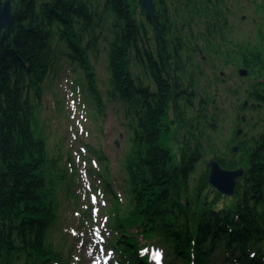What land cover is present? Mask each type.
<instances>
[{"label": "trees", "instance_id": "16d2710c", "mask_svg": "<svg viewBox=\"0 0 264 264\" xmlns=\"http://www.w3.org/2000/svg\"><path fill=\"white\" fill-rule=\"evenodd\" d=\"M250 1L264 16V1ZM154 5L150 19L142 0H12V20L0 44V264H77V243L62 230L67 220L60 212L81 196L75 167L71 173L67 167L74 163L69 152L49 153L37 121L42 87L65 62L83 75L80 85L104 112L94 67L102 57L108 100L124 106L132 131V149L121 162L125 204L114 190L110 159L92 149L106 170L98 179L112 200L110 248L118 263L150 264L142 243L159 240L166 256L171 252L181 264H264V133L241 140L237 154L210 153L224 169H245L234 196L210 184L207 168L194 179L208 153L205 128L216 132L222 113L218 106L210 111L212 101L201 94L190 67L199 69L191 61L199 50L226 60L212 63L216 70L246 67L257 75L246 99L264 104V35L257 54L249 51L241 59L231 53L241 56L243 47L227 54L221 49L230 43L226 32L238 0ZM196 26L204 31H185ZM174 139L182 144L178 164L170 149Z\"/></svg>", "mask_w": 264, "mask_h": 264}, {"label": "rangeland", "instance_id": "374dc122", "mask_svg": "<svg viewBox=\"0 0 264 264\" xmlns=\"http://www.w3.org/2000/svg\"><path fill=\"white\" fill-rule=\"evenodd\" d=\"M263 1L256 0V3L261 4ZM238 6L233 7L230 25L226 32L230 43L221 48L226 54L229 49L235 53L240 47H258L259 35L264 30V16L260 10L255 8L252 1L238 0ZM178 23L181 24L179 20ZM185 31L195 35L201 34L204 27L196 26L192 28V31L185 28ZM198 45H204V43L199 40ZM199 51L192 55L191 61L199 64L200 67L196 70L194 69L196 66L191 65V70L195 78L197 76L201 94L206 93L205 95L210 97V102L212 101L210 111L218 106L222 115L216 132L205 128L204 134L209 138L203 141V146L208 153L198 164L194 179H198L208 167V163L215 160L210 154L212 151L229 153L244 138L259 137L264 133V104L246 99L249 85L257 76L251 77L249 71V75L241 76L240 70H246V68L235 67L233 64L226 66L225 69L216 70L212 63L219 66L226 60L218 58L215 52L208 50L207 54L203 52L201 54L202 50ZM231 54L241 57L238 53ZM184 58L190 62L186 55ZM94 67L99 76L98 87L106 104L104 112L100 113L98 110L97 103L90 95L87 86L83 88L80 85L83 75L75 73L74 66L65 62L58 71V76H51L42 87L37 125L44 133L49 153L52 154L56 148H59L62 153L69 152L74 163L73 165L67 164V167L70 173V168L75 167L76 190L81 196L77 204H63L60 211L62 218L67 220L62 230L67 233L70 243L72 240L77 243L72 259L79 264H116L117 258L110 251V242L114 236L109 226L110 212L108 209L112 205V200L101 180L98 179L101 175H105L106 170L103 164L98 162L99 158L93 154L92 149H102L110 159L112 174H114L113 187L125 204L127 194L123 185L124 175L121 172V162L132 149V131L129 127L131 121L126 117V109L121 103L108 100L109 74L106 58L102 57ZM243 104L248 105V109H241ZM239 130H242L239 136L240 141H234ZM178 132L180 135L178 137L181 139V131ZM173 141L170 149L175 164H178L182 144H179V140L174 139ZM91 168L94 170L93 176L90 175ZM99 187H103V190ZM85 211L89 212L88 216L84 215ZM84 219V224H81L80 221ZM136 231L132 229L131 233ZM141 250L149 252L152 264H181L171 252H169L171 257H164L163 252L166 253L167 250L161 246L159 240L142 243ZM216 264L226 263L217 260Z\"/></svg>", "mask_w": 264, "mask_h": 264}, {"label": "water", "instance_id": "95a60500", "mask_svg": "<svg viewBox=\"0 0 264 264\" xmlns=\"http://www.w3.org/2000/svg\"><path fill=\"white\" fill-rule=\"evenodd\" d=\"M142 11L150 18L155 16L154 0H142ZM13 16L12 0H0V44L3 40V33L8 30ZM241 76H247V70H240ZM242 130H239L237 137ZM118 145V144H117ZM238 152V147L233 148ZM209 182L222 195L232 197L236 194L238 183L245 174V169L227 170L221 167L218 161L211 160L208 163Z\"/></svg>", "mask_w": 264, "mask_h": 264}, {"label": "flooded vegetation", "instance_id": "af4514ba", "mask_svg": "<svg viewBox=\"0 0 264 264\" xmlns=\"http://www.w3.org/2000/svg\"><path fill=\"white\" fill-rule=\"evenodd\" d=\"M146 14V13H145ZM147 15V14H146ZM147 17H148V15H147ZM150 18V17H149ZM150 19H153V18H150ZM260 35H261V33H260ZM260 35H259V37H260ZM262 35H264V30H263V33H262ZM259 41L261 42V38L259 39ZM262 44L260 43L259 44V46H261ZM258 46V47H259ZM254 48H256V47H253V48H250V47H248L247 49H242L241 50V59H243V57H244V54H247L249 51H253L254 52V54H257L256 53V51H255V49ZM244 68H246V67H244ZM246 70L247 71H249V72H251V70L250 69H248V68H246ZM255 76H257V75H255ZM254 76V77H255ZM255 78H257V77H255ZM261 80H264V78H261ZM247 101V100H246ZM250 102V101H249ZM253 105V104H252ZM244 107V108H243ZM247 107H249L248 105H245V104H243L242 105V107H241V109H243V110H245ZM248 109V108H247ZM240 122H243V121H240ZM238 142L240 141L239 139L237 140ZM238 145V144H237ZM238 147H239V145H238Z\"/></svg>", "mask_w": 264, "mask_h": 264}, {"label": "snow or ice", "instance_id": "6c2138e0", "mask_svg": "<svg viewBox=\"0 0 264 264\" xmlns=\"http://www.w3.org/2000/svg\"><path fill=\"white\" fill-rule=\"evenodd\" d=\"M95 199V198H94Z\"/></svg>", "mask_w": 264, "mask_h": 264}]
</instances>
